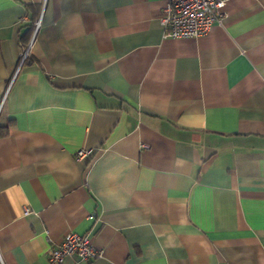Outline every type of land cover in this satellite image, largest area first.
Returning a JSON list of instances; mask_svg holds the SVG:
<instances>
[{
    "label": "crops",
    "instance_id": "crops-1",
    "mask_svg": "<svg viewBox=\"0 0 264 264\" xmlns=\"http://www.w3.org/2000/svg\"><path fill=\"white\" fill-rule=\"evenodd\" d=\"M164 5L0 0V264H264V0L197 37Z\"/></svg>",
    "mask_w": 264,
    "mask_h": 264
},
{
    "label": "built area",
    "instance_id": "built-area-1",
    "mask_svg": "<svg viewBox=\"0 0 264 264\" xmlns=\"http://www.w3.org/2000/svg\"><path fill=\"white\" fill-rule=\"evenodd\" d=\"M227 0H165L161 23L165 37H197L204 34L221 18V9ZM38 27L36 25L35 30ZM30 47V45H29ZM29 47L20 52L19 65L29 55ZM88 155L87 150L76 152V159L81 160ZM28 210H25L27 213ZM100 255L86 235L67 232L61 241L53 246L47 255L50 264H60L65 257H73L72 264L93 261ZM1 261V260H0Z\"/></svg>",
    "mask_w": 264,
    "mask_h": 264
},
{
    "label": "trees",
    "instance_id": "trees-1",
    "mask_svg": "<svg viewBox=\"0 0 264 264\" xmlns=\"http://www.w3.org/2000/svg\"><path fill=\"white\" fill-rule=\"evenodd\" d=\"M5 132H2L1 135H3Z\"/></svg>",
    "mask_w": 264,
    "mask_h": 264
}]
</instances>
